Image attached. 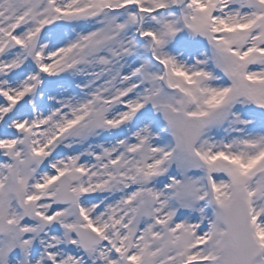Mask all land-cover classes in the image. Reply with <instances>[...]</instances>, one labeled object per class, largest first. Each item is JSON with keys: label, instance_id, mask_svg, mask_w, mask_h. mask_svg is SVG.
<instances>
[{"label": "rangeland", "instance_id": "1", "mask_svg": "<svg viewBox=\"0 0 264 264\" xmlns=\"http://www.w3.org/2000/svg\"><path fill=\"white\" fill-rule=\"evenodd\" d=\"M8 40L0 217L11 225L0 234V264H118L116 255L124 264H231L216 203L238 198L252 206L254 264H264V122L239 112L245 97L250 111L264 113V0H0V51ZM25 55L36 65L31 75ZM209 60L235 88L208 70ZM163 73L187 95V113L211 109L195 140L199 159L189 149L194 125L178 115L180 93L160 87ZM18 112L30 123L8 132L1 122ZM58 175L84 197L77 206L53 204ZM19 189L27 218L15 206ZM85 225L107 243L81 251L72 229Z\"/></svg>", "mask_w": 264, "mask_h": 264}, {"label": "water", "instance_id": "2", "mask_svg": "<svg viewBox=\"0 0 264 264\" xmlns=\"http://www.w3.org/2000/svg\"><path fill=\"white\" fill-rule=\"evenodd\" d=\"M234 204H236V202ZM233 209L229 211V215L226 212L228 230L227 239L229 240L232 253L237 258L236 264H251L253 257L252 244L248 232V218L245 216L241 217L239 213L232 214ZM77 231L80 232L79 229L76 230V232Z\"/></svg>", "mask_w": 264, "mask_h": 264}, {"label": "bare ground", "instance_id": "3", "mask_svg": "<svg viewBox=\"0 0 264 264\" xmlns=\"http://www.w3.org/2000/svg\"><path fill=\"white\" fill-rule=\"evenodd\" d=\"M253 41H254V38L251 39V42H253ZM250 45H251V44L247 45V50H248V51H252V49H253V48L250 47ZM34 81H36V80H34ZM23 85L25 86L26 84H23ZM25 87H26V88L24 89V94H26L27 92L30 93V92H31V89H30L29 87H27V86H25ZM56 88H57L58 90H60V91L62 90V87H60L59 85H57ZM75 88L77 89V87H75ZM75 88H74V89H75ZM78 90H79V88H78ZM15 91H17V89H16ZM79 91H80V90H79ZM66 93L68 94V91H66ZM17 96H18V95H17ZM54 96L58 97L59 94L54 95ZM20 98H22V97H20ZM23 98H24V97H23ZM76 98L79 99L80 96L77 95L76 97H74V100H78V99H76ZM81 109H84L83 106H82ZM58 113H61V112L58 111ZM16 119H19V122H18ZM34 119H36V118L34 117ZM34 121H35V120H33L32 122H34ZM1 123L3 124V127H6V128H7L8 132H12V131L18 129L17 126H16L17 123H18V124H21V125H26V124H29L30 122L26 121V120L22 117V113H21V112H18L13 120H7V119L5 118V119L2 120ZM22 123H23V124H22ZM14 132H15V131H14ZM6 143H7V142H6ZM79 169L81 170V168H79ZM33 177H34V179L39 178V177H40V175H39V171H34V173H33ZM33 177H32V178H33ZM34 179H32V183H36V181H34ZM41 183H43V184L45 183V178L42 179ZM2 187H3V184L1 185V183H0V188H2Z\"/></svg>", "mask_w": 264, "mask_h": 264}]
</instances>
